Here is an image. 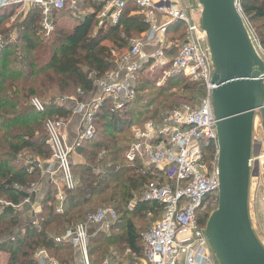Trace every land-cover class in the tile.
Returning <instances> with one entry per match:
<instances>
[{
    "label": "trees",
    "instance_id": "16d2710c",
    "mask_svg": "<svg viewBox=\"0 0 264 264\" xmlns=\"http://www.w3.org/2000/svg\"><path fill=\"white\" fill-rule=\"evenodd\" d=\"M101 6L100 1L84 0L86 9L79 17L55 10L54 29L49 34L41 27L39 7L30 8L10 26L6 24L17 5L0 8V252L8 255L6 264H38L33 258L38 249H45L63 264H73L75 247L54 237L84 221L99 206L114 207L118 216L110 229L89 232L90 264H101L107 257L112 264H122L121 259L128 254L133 259L142 255V240L132 220L145 217L148 210L155 217L161 214L162 209L155 202L138 201L132 211L127 209L128 203L150 182L165 181L155 168L126 160L125 154L134 141L131 127L149 120L160 122L166 113L183 103L197 107L205 87L183 74L169 76L156 86L145 66L138 71L134 83L136 99L116 112H111L106 102L95 116L94 137L75 147L82 159L71 160L76 186L64 189L62 211L55 209L52 187L41 198L36 224L24 221L16 210L26 199L33 198L34 193L28 189L40 180V162L52 155L46 143V119L67 121L73 115L69 106L54 104L51 96L67 92L80 101L90 98L95 80L115 67L108 43L124 49L131 39L149 28L133 0L126 2L115 24L98 23L95 13ZM239 6L248 21L256 25L255 35L264 47V0H239ZM185 28L180 20L167 25L165 50L170 57L176 54L179 42L185 40ZM13 30L17 33L15 39L11 38ZM33 97L43 100V110L32 105ZM201 150L203 161L211 167L215 145L202 142ZM212 195L207 201L214 198L210 203L213 209L209 205V209L198 212L201 227L206 226L217 207L218 196Z\"/></svg>",
    "mask_w": 264,
    "mask_h": 264
},
{
    "label": "built area",
    "instance_id": "2783aa9c",
    "mask_svg": "<svg viewBox=\"0 0 264 264\" xmlns=\"http://www.w3.org/2000/svg\"><path fill=\"white\" fill-rule=\"evenodd\" d=\"M102 2L95 13L99 24H115L119 21L128 0H97ZM137 13L142 15L149 28L141 36L131 39L129 46L122 51L111 48L115 67L103 78L94 82L96 92L85 101L74 99L71 103L65 97L53 99L57 105H67L72 113L79 116V126L75 144L66 141L65 121L47 118L45 121L46 143L52 155L44 161L42 173L51 176L52 182L61 184L54 197L55 209L62 211L64 189H73L76 180L72 172L71 154L78 143L91 139L96 133L95 116L106 102L111 112L122 110L137 97L134 83L137 73L145 64L151 69L158 67L164 76L183 74L191 81L202 82L205 95L195 108L183 106L175 108L164 115L160 122L149 120L142 126L134 125L131 133L134 141L129 146L125 158L130 163L139 162L153 167L164 176V182H150L139 195L128 203L132 211L138 201L160 205V219L140 233L142 255L132 258L124 264H221L216 257L206 235L205 227L198 223V212L206 207L207 197L218 193L219 178L217 170V129L214 116L211 91L214 84L211 78L214 66L210 50L199 42L202 34L181 0H133ZM84 0H0V8L11 4L22 7H39L41 10V27L46 34L54 29L52 14L56 10H65L83 14ZM235 5L240 9L239 0ZM165 15L170 21L180 20L185 24L184 41L178 44L173 57L166 53L165 33L167 23H159L157 14ZM159 40L151 51L145 46ZM2 40L0 38V47ZM258 55L264 61V47L254 41ZM264 82V76H263ZM32 105L39 111L45 103L39 98L31 99ZM202 142H212L216 147V156L212 166L203 161ZM38 184H33L29 192H37ZM147 215H153L151 210ZM117 210L104 206L87 214L84 221L69 227L59 236L58 242H70L79 253L73 264H90L88 256L89 227L108 230L117 220ZM38 264H63L50 256L45 249L34 253ZM101 264H112L104 259Z\"/></svg>",
    "mask_w": 264,
    "mask_h": 264
},
{
    "label": "water",
    "instance_id": "95a60500",
    "mask_svg": "<svg viewBox=\"0 0 264 264\" xmlns=\"http://www.w3.org/2000/svg\"><path fill=\"white\" fill-rule=\"evenodd\" d=\"M197 1L214 66L211 98L218 143V201L206 223L205 235L221 264H264V247L248 216L256 111L264 126V61L255 50L235 0Z\"/></svg>",
    "mask_w": 264,
    "mask_h": 264
},
{
    "label": "rangeland",
    "instance_id": "374dc122",
    "mask_svg": "<svg viewBox=\"0 0 264 264\" xmlns=\"http://www.w3.org/2000/svg\"><path fill=\"white\" fill-rule=\"evenodd\" d=\"M184 7L186 8L187 12L190 14L192 18L195 19L197 24L199 25L201 29V12H200V5L198 4L197 0H181ZM240 13L241 10L239 9ZM68 14V12H66ZM192 13V14H191ZM25 15V12H21L16 14V17H13L11 21H9L6 26H10L12 22H19L20 18ZM243 22L245 24L246 30L250 36V39L254 45V41L257 42L258 38L255 35L254 27L255 24L248 21V19L241 13ZM68 18V17H65ZM68 20V19H67ZM95 32H93L94 34ZM204 35V39L206 42L205 34L202 31L201 32ZM16 31L13 30L11 33V38H16ZM2 39V37L0 36ZM259 42V41H258ZM181 43V42H179ZM114 48V47H112ZM145 66V69L148 70V74H150V77L154 79L157 85H161L167 78L163 74V71L161 68L155 67L153 69L150 68V66L143 65L142 68ZM189 79V78H188ZM191 81V79H189ZM205 95V93L203 92ZM202 94V96H203ZM200 97L201 99L204 97ZM60 97H65V100L67 102H72L74 99L80 101L77 96L71 93H56L51 96L52 100L57 99ZM42 100V99H41ZM43 101V100H42ZM188 106L193 108V105L188 103L180 104V107ZM179 108V107H178ZM175 109V108H174ZM30 155V154H29ZM28 156V155H27ZM44 161L42 160L40 162L41 168H44ZM43 172V171H42ZM45 175L41 173V177L39 181H44ZM38 181V182H39ZM37 182V183H38ZM214 196V195H210ZM212 200H208L206 202V207L209 209L210 203L214 200V198H211ZM41 203V202H40ZM21 206L17 208V213L22 214L23 209H26V206L24 203L20 204ZM28 207V206H27ZM102 206H99V208ZM205 207V208H206ZM213 209V205H210ZM42 208V207H41ZM145 217L141 219H133L132 222L135 224L136 228L138 229V232L141 233L144 230H146L149 226L153 225L157 220L160 219V216L155 217V215H147L145 213ZM248 216L250 220L251 227L261 243V245L264 247V126L262 125V117L259 111L255 112L254 116V122H253V129H252V153H251V161H250V177H249V186H248ZM98 228L95 226L89 227V232L95 234V232H98ZM59 236V235H58ZM112 253V252H111ZM126 259H121L122 264L129 263L132 261V255L128 254L126 256ZM34 258V256H33ZM108 258V257H107ZM105 258V259H107ZM7 255L0 252V264H6ZM109 260V258H108ZM120 260H117V263Z\"/></svg>",
    "mask_w": 264,
    "mask_h": 264
},
{
    "label": "crops",
    "instance_id": "0c3cea01",
    "mask_svg": "<svg viewBox=\"0 0 264 264\" xmlns=\"http://www.w3.org/2000/svg\"><path fill=\"white\" fill-rule=\"evenodd\" d=\"M15 5H17V8H16V11H15V14H14L13 17H16V14L21 13V12H25L26 13L31 8V7L30 8H28V7H22L19 4H15ZM182 5H183V3H182ZM183 7H184V5H183ZM85 9L86 8L82 6L83 13L85 12ZM88 11L94 12L92 8H89ZM200 12H201V9H200ZM13 17H11V19ZM157 18H158L157 21L159 23H167V25H168L170 22H172V21H170V19H168L165 15H163L161 13H158L157 14ZM192 19L195 21L194 18H192ZM94 32H95V29H94ZM142 34H144V32ZM164 39L167 42L166 36H165ZM199 42H200L201 46H203V47L206 45V42H205V39H204V35L203 34H201L199 36ZM158 43H159V40H155V41L151 42L149 45L145 46V49L148 50V51H150V50L152 51L157 46ZM108 44H109V46L111 48L114 47L116 50L118 49L119 51H122L123 50V48H121L117 44L116 45L111 44V43H108ZM95 92H96V88L94 89V92H93L92 95H94ZM79 122H80L79 116L76 115V114H73L71 116V118H69L67 121H65L66 141H67V143L70 146H72V145L75 144L76 137H77V128L79 126ZM74 150H75V148H74ZM81 159H82L81 156L78 155V154H76L75 151L72 152V154H71V160L78 162ZM44 166H45V164H44ZM52 180H53V178L51 176L45 175V180L42 181V182L39 181L37 183L38 184L37 192H35V194L33 195V198L32 199L31 198H28V199H26L24 201V205L26 206V209H23V212L21 214V216L23 217V220L24 221H31V222H33L35 224L37 223V215L41 211V203L40 202H41L42 196L44 195V193L46 192V190H48L49 187H52L55 190V193H56L57 190H58V187L61 186L60 183H58V186H57L56 183L52 182ZM20 206L21 205H19L17 208H19ZM75 250H76V254H75L74 259H73L74 262L79 258L78 257L79 256V253H78L77 248H75ZM2 253H4V252H2ZM47 253H48V251H47ZM4 254H6V253H4ZM50 256H52V255H50ZM52 257H54V256H52ZM54 258L57 259L56 257H54ZM7 259H8V255H7ZM6 262H7V260H6Z\"/></svg>",
    "mask_w": 264,
    "mask_h": 264
}]
</instances>
